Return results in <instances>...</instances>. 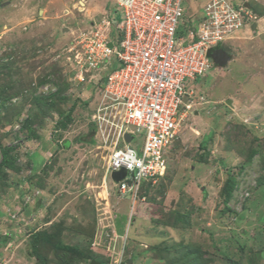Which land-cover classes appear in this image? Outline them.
I'll return each instance as SVG.
<instances>
[{
	"label": "rangeland",
	"instance_id": "rangeland-1",
	"mask_svg": "<svg viewBox=\"0 0 264 264\" xmlns=\"http://www.w3.org/2000/svg\"><path fill=\"white\" fill-rule=\"evenodd\" d=\"M209 1L184 0L176 38L196 28ZM228 1L248 8L253 25L238 41L222 43L231 55L225 66L186 82L200 104L181 122L164 176L134 204L131 195L119 198L106 177L114 129L101 133L93 120L108 70L92 69L81 79L65 58L81 31L121 16L115 0H0V85L16 80L20 88L8 103L15 108L4 118L0 111V150L11 145L17 153V170L3 169L0 182V264H36L30 239L56 223L64 225L63 244L107 262L124 245V257L135 264H264V166L258 155L247 158L256 149L264 155V0ZM108 33L114 37V28ZM63 80L69 88L62 110L74 103L73 123L58 130L54 113L37 129V140L25 138L31 95L49 97L39 88L57 91ZM136 141L131 146L139 153L143 134ZM228 177L235 184L226 195ZM92 216V237L78 235L92 228Z\"/></svg>",
	"mask_w": 264,
	"mask_h": 264
},
{
	"label": "built area",
	"instance_id": "built-area-1",
	"mask_svg": "<svg viewBox=\"0 0 264 264\" xmlns=\"http://www.w3.org/2000/svg\"><path fill=\"white\" fill-rule=\"evenodd\" d=\"M183 3L115 0L121 16L108 15L101 26L81 31L75 44L67 48L68 55H63L81 79L92 69L108 70L102 78L93 120L101 133L103 127L114 129L106 174L126 170L115 188L120 198L131 195L132 202L139 199L144 181L154 184L167 170V156L179 138L181 122L195 105V93L187 89L186 82L195 81L214 66L208 56L211 48L236 39L255 19L241 3L211 0L205 4L204 19L196 28L176 38L185 13ZM110 27L115 30L112 38ZM39 91L46 96L56 89L41 86ZM125 134L132 136L129 143L124 141ZM142 134L143 145L138 153L131 145L137 144ZM123 252L124 245L106 264H125Z\"/></svg>",
	"mask_w": 264,
	"mask_h": 264
},
{
	"label": "trees",
	"instance_id": "trees-1",
	"mask_svg": "<svg viewBox=\"0 0 264 264\" xmlns=\"http://www.w3.org/2000/svg\"><path fill=\"white\" fill-rule=\"evenodd\" d=\"M251 7V6H250ZM2 64L0 63V70H2ZM65 80L62 81V85L59 84L60 87H58V90L55 94L49 96V97H41V96H34L31 95V109L29 113L27 114V117L23 120L21 125V132L24 134L25 138L29 139H38L39 136L37 135V129L41 128L44 125V122L46 120V117H51L52 114H57L59 117V120L56 122V126L58 130H66L68 127L73 123L74 119V110L75 105L74 103L70 107V109L65 112L62 110V106L65 103V101L68 99V96L66 95V91L69 88L68 85L63 84ZM45 82V79L42 78L39 83ZM17 82L16 80L13 82L12 86L6 84V85H0V111L4 112L3 118L7 115V113L14 109L10 108L8 106V103L10 102V99L15 96L16 93L20 91V88L16 86ZM58 86V85H57ZM11 89L10 92H8ZM34 93V92H33ZM0 117L2 115L0 114ZM69 143L65 141L63 143V147H67ZM205 149V148H204ZM256 149L254 151H250L248 154V162L252 161L253 157L258 155L260 156V160L263 163L264 166V155L259 152ZM1 161H0V182L6 177L3 169H9L12 171H16V149L13 146H7L4 148H1ZM16 156V157H15ZM40 158V157H39ZM38 158V159H39ZM202 158H200L201 160ZM206 159V158H205ZM241 169H244V167H241ZM161 182V181H160ZM234 179L228 177L227 180L224 183V193L226 195H229L232 192V189L234 188ZM151 183L146 184V189H141L139 194L140 196H144L145 193L148 191ZM161 192H158L160 194ZM163 195V193H162ZM176 216V219L178 222L182 221V216L179 215V213H174ZM91 219H93V226L88 232H85V235L81 233L82 228H80V232L78 231V235H83L84 237H92V234L94 233L95 229V217L92 216ZM176 220H173V222L170 224L168 221L159 220L156 222L157 224L163 225V226H176L173 225V223ZM117 223V222H116ZM62 230H65L63 223H56L48 230H43L40 232H37L36 234L32 235L30 239V256L35 258L36 264H50L51 262L48 261L51 255L50 253L56 255V258L58 260L57 264H89L91 260L96 259L91 253L90 250L80 248V246H68L66 244H63L61 241V235ZM101 261V260H100Z\"/></svg>",
	"mask_w": 264,
	"mask_h": 264
},
{
	"label": "water",
	"instance_id": "water-1",
	"mask_svg": "<svg viewBox=\"0 0 264 264\" xmlns=\"http://www.w3.org/2000/svg\"><path fill=\"white\" fill-rule=\"evenodd\" d=\"M208 56L211 57L214 64L219 67L225 66L226 63H228L231 59L230 55L219 47L210 49L208 51ZM225 103L227 106L232 107L230 99L226 100ZM131 139L132 136H130L129 134L124 135V141L126 143H129ZM125 175H126V171L124 169H120L119 171L112 172L110 177L114 183H118L125 177ZM128 263L131 264V262ZM90 264H100V262L96 260H92L90 261Z\"/></svg>",
	"mask_w": 264,
	"mask_h": 264
},
{
	"label": "clouds",
	"instance_id": "clouds-1",
	"mask_svg": "<svg viewBox=\"0 0 264 264\" xmlns=\"http://www.w3.org/2000/svg\"><path fill=\"white\" fill-rule=\"evenodd\" d=\"M252 25H253V24H252ZM251 27H252V26H251ZM240 35H242V34H240ZM240 35H239V36H240ZM239 36H238L237 38H239ZM234 40H235V39H233V40H231V41H234ZM221 45H222V44H220L219 46H216V47H219V48H221V49H223V50L225 51V48H223ZM216 47H213V48H216ZM211 49H212V48H211ZM226 49H227V48H226ZM227 53H228V52H227ZM228 54H229V53H228ZM229 55H230V54H229ZM230 57H231V55H230ZM210 58H211V57H210ZM211 59H212V58H211ZM230 60H231V59H230ZM213 63H214V62H213ZM214 66H216V65L214 64ZM214 66H213V67H214ZM217 67H219V66H217ZM222 67H223V66H222ZM42 95H43V94H42ZM201 100H202V98H201ZM198 104H200V103L197 102L195 105H198ZM195 105H194V107H195ZM196 112H197V111H195V113H196ZM34 140H37V139H34ZM125 143H126V142H125ZM121 146H122V145H121ZM125 171H126V170H125ZM113 172H114V171H113ZM111 173H112V172H110V174H106V177L108 178V180H110V182H111L113 188L115 189L114 192L116 193V195H118V194H117V190H116V188H115V185H116L117 183H114V182L111 180V177H110V176H111ZM125 176H126V175H125ZM123 179H124V178H123ZM119 182H120V181H119ZM119 182H118V183H119ZM144 183H145V181H144L142 184H144ZM148 183H150V182H148ZM118 197H119V196H118ZM139 197H140V196H139ZM143 197H144V196H143ZM119 198H120V197H119ZM123 198H124V197H123ZM123 198H122V199H123ZM138 201H139V200H138ZM132 203L135 204L136 201H135V202H132ZM131 210H132V207H131ZM131 210H130V214H129V217H128V219H129V220H128V224H129L130 219H133V218H132V215H131V214H132ZM127 229H128V228H127ZM127 229H126V234H127ZM108 257H110L109 254H108ZM124 259H125V264H128L129 261H132V260H128V259L125 258V257H124ZM94 260H96V261H98V262H100V263H102V264L109 263V262H107L106 260H101V261H100V260H97V259H94ZM91 261H92V260H91ZM81 264H82V263H81ZM89 264H90V263H89Z\"/></svg>",
	"mask_w": 264,
	"mask_h": 264
},
{
	"label": "crops",
	"instance_id": "crops-1",
	"mask_svg": "<svg viewBox=\"0 0 264 264\" xmlns=\"http://www.w3.org/2000/svg\"><path fill=\"white\" fill-rule=\"evenodd\" d=\"M237 39V40H236ZM234 41H238V39L239 38H236ZM129 262H131V264H135L136 263V261H129ZM129 264V263H128Z\"/></svg>",
	"mask_w": 264,
	"mask_h": 264
},
{
	"label": "bare ground",
	"instance_id": "bare-ground-1",
	"mask_svg": "<svg viewBox=\"0 0 264 264\" xmlns=\"http://www.w3.org/2000/svg\"><path fill=\"white\" fill-rule=\"evenodd\" d=\"M82 4V3H81ZM232 101V99H230Z\"/></svg>",
	"mask_w": 264,
	"mask_h": 264
}]
</instances>
